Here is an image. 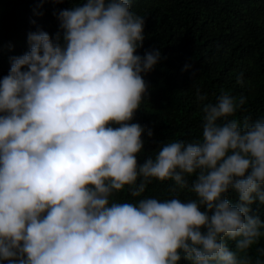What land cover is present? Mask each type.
Returning a JSON list of instances; mask_svg holds the SVG:
<instances>
[{"label":"clouds","instance_id":"clouds-1","mask_svg":"<svg viewBox=\"0 0 264 264\" xmlns=\"http://www.w3.org/2000/svg\"><path fill=\"white\" fill-rule=\"evenodd\" d=\"M68 2L55 40L29 33L0 79V264H264V248L250 254L264 237L252 207L264 204V119L234 118L244 95L213 102L197 87L202 139L141 163L145 133L159 142L132 121L162 53L137 54L145 17L133 0ZM154 180L177 195L144 196ZM125 190L134 202L116 199Z\"/></svg>","mask_w":264,"mask_h":264},{"label":"trees","instance_id":"trees-1","mask_svg":"<svg viewBox=\"0 0 264 264\" xmlns=\"http://www.w3.org/2000/svg\"><path fill=\"white\" fill-rule=\"evenodd\" d=\"M70 7L68 0L63 4L0 0V79L8 74L11 58L29 50V33L42 30L55 40L61 29L53 13ZM132 9L145 17L146 39L137 54L143 56L153 48L162 53L157 67L143 76L150 95L132 121L154 126L153 139L159 142L149 141L145 133L141 163L162 144L202 139L197 87L213 102L221 90L236 97L244 95L247 103L234 118L264 119V0H133ZM186 64H191V70H184ZM240 77L243 84L237 82ZM188 179L191 183L194 177ZM172 186L171 181L154 180L143 195L168 199L177 195L171 192ZM178 195L182 200L195 198L188 190ZM116 199L134 202L127 190ZM229 199L235 202V193ZM252 207L264 221V204L257 202ZM229 246L234 249L233 242ZM258 248H264V237L251 250L253 259Z\"/></svg>","mask_w":264,"mask_h":264}]
</instances>
